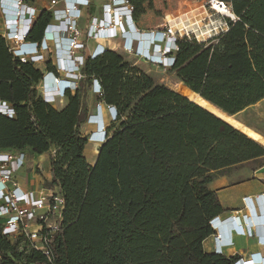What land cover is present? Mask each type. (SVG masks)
I'll use <instances>...</instances> for the list:
<instances>
[{
    "label": "trees",
    "instance_id": "16d2710c",
    "mask_svg": "<svg viewBox=\"0 0 264 264\" xmlns=\"http://www.w3.org/2000/svg\"><path fill=\"white\" fill-rule=\"evenodd\" d=\"M225 1L236 19L205 41L179 39L169 69L234 116L264 99V0ZM49 21L43 10L29 39L39 40ZM83 72L81 87L55 108L35 89L41 71L13 58L0 36V98L15 111L0 114V148L51 150L45 187L64 198L52 261L26 243L20 252L0 233L1 264H232L234 257L203 248L214 233L209 221L224 211L208 184L214 173L263 156L264 147L118 52L88 59ZM93 78L101 86L95 102L115 106L117 118L90 164L80 127L88 110L82 87Z\"/></svg>",
    "mask_w": 264,
    "mask_h": 264
},
{
    "label": "built area",
    "instance_id": "2783aa9c",
    "mask_svg": "<svg viewBox=\"0 0 264 264\" xmlns=\"http://www.w3.org/2000/svg\"><path fill=\"white\" fill-rule=\"evenodd\" d=\"M103 1L102 16L91 18L86 35L80 31L78 21L91 10L90 0H62V8L57 7L58 0H50L49 12L35 6L32 0H0V36L13 58L29 62L41 71L42 77L35 84V89L52 106L55 101L63 102L67 92L73 94L81 87L86 61L102 55L106 50H120L138 61L170 68L175 61L179 39L192 37L197 41H205L226 30L227 19H236L229 2L217 0L216 4L228 10L224 13L215 7L213 0H208L210 14L219 15V20L200 17L192 22L184 20L180 27H176L172 21H166L155 29L140 30L133 20L134 4L131 0ZM43 10L50 14V21L45 25L41 38L31 40V29ZM89 41L92 42L90 49L87 47ZM40 65L43 69L38 67ZM37 84L41 85L40 91L36 88ZM84 86L91 87L93 96L101 95V86L96 78ZM95 103L94 111L87 112L84 123L92 128L86 135L87 143L93 142L100 147L108 137L109 124L117 118V110L115 106L103 102ZM0 114L9 118L15 116L13 106L1 98ZM25 162L26 155L21 150L0 148V233L10 242L19 243L20 252L25 249L26 243L28 248L41 252L52 261V241L63 223L64 198L56 187L23 190L14 173ZM243 201L250 213L253 209L252 200L244 197ZM256 201L264 202V194L258 195ZM260 211V217H253L255 223L264 222V204ZM209 224L214 231L211 234V252L225 256L226 249L234 243L233 234L254 236L258 240L260 234H264L257 224L251 226L247 215L240 219L233 215L221 219L218 215ZM221 224L230 228L227 239L223 237ZM232 264H264V257L252 254L248 260L239 258Z\"/></svg>",
    "mask_w": 264,
    "mask_h": 264
},
{
    "label": "rangeland",
    "instance_id": "374dc122",
    "mask_svg": "<svg viewBox=\"0 0 264 264\" xmlns=\"http://www.w3.org/2000/svg\"><path fill=\"white\" fill-rule=\"evenodd\" d=\"M34 3L37 2L38 8H44L45 10H48V12L51 10L49 7V1L50 0H32ZM59 5L58 8L63 7L62 0H58ZM138 3L134 4V12H133V20L136 25V27L140 30H150L155 29L161 24H163L166 21H172L171 19L178 17V20H189L192 22L193 20H196L200 17H206L207 20H219V15H212L210 14L211 11L209 9L208 0H137ZM91 2V10L88 11L81 19L78 21V27L82 34L88 33V25L91 21V18L93 16H97L100 18L102 16L101 9L102 4L104 3L103 0H90ZM160 3H165L164 7L170 8V17H165L163 12L161 11L160 6H158ZM173 23V21H172ZM88 49L92 47V42L89 41L87 43ZM118 52L128 61L135 64V66L139 69H141L143 72L148 74L153 81L157 84L165 85L179 94L189 98L190 100H193L194 102L198 103L199 105L203 106L204 108L208 109L209 111L213 112L226 122H228L230 125H232L234 128L240 130L244 134H246L251 139L258 142L260 145L264 147V99L260 100L258 103L247 107L241 112L236 113L233 117H228L225 114H223L221 111L204 101L199 96L193 94L190 90L185 88L183 86V83L179 80V78L176 76V71H172L169 68H162L159 66H151L150 64H145L144 61H138L135 58L131 57L130 55L126 54L123 51L118 50ZM39 68L43 69V66H38ZM36 88L38 91L41 90V85L37 84ZM90 86H83L82 91L85 92L87 95L85 97V102L87 104V112L91 113L94 111L96 103H95V95L93 96V93L90 91ZM66 103V99L64 98L63 102L58 103L55 101L54 106L56 108H60L62 105ZM106 119V117H105ZM107 121V119H106ZM110 125V124H109ZM91 126L87 124L81 125V132L84 135H87L89 131L91 130ZM92 151L87 149V146H85V153L87 156V160L90 164H92L95 160L96 155L98 154L99 146L95 145ZM94 149L97 151L96 154H94ZM264 162V155L260 157H256L253 159H249L240 163H237L235 165L226 167L216 173H214L215 177H218L219 175H222L224 173H227L229 171H236L239 172V175L241 174L242 169L244 168H254L258 169V167ZM254 171V170H253ZM238 175L239 181L244 180L247 178V176L244 175ZM259 182L257 180H250L248 181L246 186L255 187ZM238 192H233V196L235 198L236 194ZM226 203V202H225ZM227 204V203H226ZM203 248L206 251L209 250V245L207 241L203 243Z\"/></svg>",
    "mask_w": 264,
    "mask_h": 264
},
{
    "label": "crops",
    "instance_id": "0c3cea01",
    "mask_svg": "<svg viewBox=\"0 0 264 264\" xmlns=\"http://www.w3.org/2000/svg\"><path fill=\"white\" fill-rule=\"evenodd\" d=\"M34 5L37 6V2H35ZM1 27L2 16L0 13V30ZM103 112L105 113V110H103ZM104 116H106V113L104 114ZM95 145L97 144L90 142L86 144L87 149L89 148L90 151H92L93 148H96L94 147ZM21 151L26 155V162L23 167H21L14 173V177L18 181L19 186L23 190H37L40 187L45 186V182L51 180L50 156L52 154V151L50 150L43 154L32 153L29 149H24ZM96 153L97 151L94 149V154ZM241 171L243 172H241L240 175L247 176V178L242 181H239L238 179L239 172L229 171L227 173L219 175L218 177H215L208 184V187L216 192L217 198L224 210L219 215V217L222 219L233 215L237 219H240L243 215H247V217H249L251 226L257 224L264 230V222L256 221L255 223V221L253 220L254 216L255 218L260 217L259 214L261 213V206L263 207L264 204V202L258 203L256 201V197L258 195L264 194V162L258 167V169H252L250 167L244 168ZM253 179L257 180L259 183L255 187L246 186L248 181ZM233 192H238L235 198L233 196ZM244 197H249V199L252 200L253 209L250 211V213L247 212L244 206ZM221 228L223 231V237L227 239L230 228L226 224H221ZM232 237L234 243L232 246L226 249L225 253L227 257H234V261L239 258L248 260L252 254L264 257V234H260L261 238L259 240L254 236L249 237L242 234H233ZM205 241H207L209 245L210 251L208 252H211L212 237H207Z\"/></svg>",
    "mask_w": 264,
    "mask_h": 264
},
{
    "label": "bare ground",
    "instance_id": "6f19581e",
    "mask_svg": "<svg viewBox=\"0 0 264 264\" xmlns=\"http://www.w3.org/2000/svg\"><path fill=\"white\" fill-rule=\"evenodd\" d=\"M214 5H215V7L218 9V10H220L221 12H224V13H226V12H228V10L226 9V8H222L219 4H216L217 3V0H213V2H212ZM179 17V16H178ZM178 17H176V18H173V19H171L172 21H173V24L176 26V27H180V25H181V23H182V21L183 20H178ZM184 22V21H183ZM201 98V97H200ZM90 143H93V142H90ZM96 144V143H95ZM98 145V144H97Z\"/></svg>",
    "mask_w": 264,
    "mask_h": 264
},
{
    "label": "water",
    "instance_id": "95a60500",
    "mask_svg": "<svg viewBox=\"0 0 264 264\" xmlns=\"http://www.w3.org/2000/svg\"><path fill=\"white\" fill-rule=\"evenodd\" d=\"M191 90V89H190ZM192 91V90H191ZM192 92H194V91H192ZM195 93V92H194ZM195 94H197V93H195ZM197 96H200L199 94H197ZM201 97V96H200ZM193 101V100H192ZM226 114V113H225Z\"/></svg>",
    "mask_w": 264,
    "mask_h": 264
}]
</instances>
